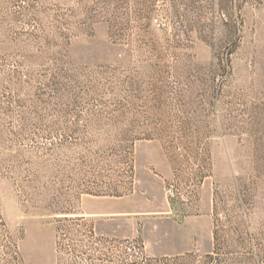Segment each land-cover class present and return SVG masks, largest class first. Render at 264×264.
I'll return each instance as SVG.
<instances>
[{
  "label": "rangeland",
  "instance_id": "1",
  "mask_svg": "<svg viewBox=\"0 0 264 264\" xmlns=\"http://www.w3.org/2000/svg\"><path fill=\"white\" fill-rule=\"evenodd\" d=\"M0 264H264V0H0Z\"/></svg>",
  "mask_w": 264,
  "mask_h": 264
}]
</instances>
